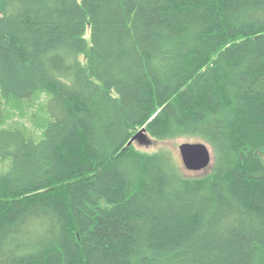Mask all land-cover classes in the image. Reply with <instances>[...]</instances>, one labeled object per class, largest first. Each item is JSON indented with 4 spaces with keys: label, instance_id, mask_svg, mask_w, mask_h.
I'll return each instance as SVG.
<instances>
[{
    "label": "trees",
    "instance_id": "16d2710c",
    "mask_svg": "<svg viewBox=\"0 0 264 264\" xmlns=\"http://www.w3.org/2000/svg\"><path fill=\"white\" fill-rule=\"evenodd\" d=\"M0 264H264V0H0Z\"/></svg>",
    "mask_w": 264,
    "mask_h": 264
},
{
    "label": "water",
    "instance_id": "95a60500",
    "mask_svg": "<svg viewBox=\"0 0 264 264\" xmlns=\"http://www.w3.org/2000/svg\"><path fill=\"white\" fill-rule=\"evenodd\" d=\"M133 142L148 145L150 140L144 129H141L128 141L127 146ZM179 153L183 166L190 171L203 170L211 161L210 151L203 143H183L179 146Z\"/></svg>",
    "mask_w": 264,
    "mask_h": 264
},
{
    "label": "rangeland",
    "instance_id": "374dc122",
    "mask_svg": "<svg viewBox=\"0 0 264 264\" xmlns=\"http://www.w3.org/2000/svg\"><path fill=\"white\" fill-rule=\"evenodd\" d=\"M86 37H89V32L87 30L86 33ZM148 136V135H147ZM149 137V136H148ZM150 143L148 145H142L139 144L138 142H133V146L138 149L141 152H145L148 154L154 153L160 149H165L168 150L172 153V155L175 157V159L177 160V162L179 163L181 172L186 176V177H194V176H200L204 173V171H206L212 164L214 161V155L212 153V149L211 147L208 145V143L200 140V139H196V138H177L174 140H167V141H156L152 138L149 137ZM183 143H203L207 146V148L210 151V156H211V161L210 164L207 168L200 170V171H190L185 169V167L183 166L181 157H180V153H179V146Z\"/></svg>",
    "mask_w": 264,
    "mask_h": 264
}]
</instances>
